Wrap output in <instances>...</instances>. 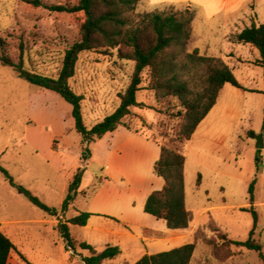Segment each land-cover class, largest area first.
Here are the masks:
<instances>
[{
  "label": "rangeland",
  "instance_id": "1",
  "mask_svg": "<svg viewBox=\"0 0 264 264\" xmlns=\"http://www.w3.org/2000/svg\"><path fill=\"white\" fill-rule=\"evenodd\" d=\"M30 1L0 0V37L6 41L7 52L15 61L23 49L27 71L56 79L66 50L80 38L85 17L82 12H58L45 7L74 8L78 0H40L43 4L40 7ZM257 3L258 19L262 23L264 0ZM187 7V4L153 6L148 0H140L135 17L139 20L145 13L180 12ZM237 34L227 36L237 46L221 50L226 59L220 58L229 63L238 82L247 89H233L227 93L229 108L222 125L232 126L230 137L223 146L201 148L195 143L185 146L183 152L190 156L187 188L191 194L190 203L193 202L190 205L193 223L198 225L194 233L197 260L203 264H221L214 259L213 252H220L225 246L234 252V264H262L256 252L222 245L220 239L223 234L237 241L248 238L253 218L243 208H251L249 186L255 178L252 208L257 212L258 226L254 240L262 245L264 253V166L257 173L255 165L256 139L259 135L264 138L263 69L255 66L259 52L249 45L238 44L234 39ZM133 71L134 63L119 59L117 50L108 55L85 52L79 56L70 86L84 97V122L88 128L102 122L119 107L118 96L129 86ZM148 86L149 73L145 71L137 100L148 108L132 109V115L125 122L132 130L159 143L178 147L175 138L183 121L179 117L180 103L172 97L158 100ZM66 104L56 93L30 85L11 68L0 66V165L19 185L58 210L67 194L71 176L77 168H86L91 159L87 162L81 159L82 137L74 128ZM251 131L256 133L255 138L248 135ZM261 151L264 164V149ZM88 168L89 174L84 177L82 188L92 191L96 187L92 175L98 172V165L90 162ZM199 176L203 179L202 186L196 187ZM94 184L97 185V181ZM85 208V200L79 198L65 215L49 217L19 195L0 172V228L11 233L13 242L26 259H21V264H83L82 257L89 253L79 248L77 254L69 250L57 226L59 221H68ZM99 220L95 217L90 224ZM103 222L115 226L109 219H103ZM72 236L81 242L84 237L93 239L94 232L73 227ZM174 247L172 242L170 246L162 244L158 250ZM128 257L104 264L138 261L135 254Z\"/></svg>",
  "mask_w": 264,
  "mask_h": 264
},
{
  "label": "trees",
  "instance_id": "2",
  "mask_svg": "<svg viewBox=\"0 0 264 264\" xmlns=\"http://www.w3.org/2000/svg\"><path fill=\"white\" fill-rule=\"evenodd\" d=\"M139 2L140 0H78L74 8L45 6L58 12H82L85 17L80 28V38L66 50L58 77L54 79L27 71L23 63V49L21 48V54L15 61L7 52V43L1 37L0 66L11 68L20 79L30 85L56 93L72 107L74 128L82 137L83 162L91 158L90 145L101 140L106 134L113 133L120 127L134 131L125 121L132 115V109L148 108L137 100V94L141 90L142 74L148 71V88L155 93L158 100L176 98L182 109L179 117L183 121L175 138L180 147L170 148L155 140L160 144L161 153L153 170L164 180V186L162 190L154 191L148 196L144 212L164 221L170 230H185L189 228L192 216L186 207V157L181 146L191 140L197 127L216 105L225 84L244 91L247 89L238 82L222 59L202 56L198 50L189 52L194 11L186 9L180 12L145 13L136 20L135 11ZM30 3L35 7L43 6L40 0H32ZM234 39L238 44L249 45L259 52L255 66L263 69L264 79V23L242 30ZM112 50H117L119 59L134 63L131 81L127 89L119 94L120 105L114 113L88 128L84 122L82 105L84 97L73 91L70 80L76 74L77 62L82 53L99 52L108 55ZM248 135L255 138L256 133L251 131ZM255 165L259 173L264 166L261 150L257 151ZM85 171V167L77 168L58 210L46 205L24 186L19 185L0 165V172L10 186L32 205L53 218H58L60 214L65 215L78 199ZM200 180L199 176L198 185ZM256 182L257 178L249 186L251 208H243V211L250 212L253 218V227L248 238L237 241L223 234L220 239L222 245L229 244L235 248L256 252L264 264L263 247L254 240L258 226V215L252 208ZM92 216L93 214L87 212H79L68 221H59L57 231L69 250L77 254L79 248L89 253L88 256L82 257L83 264L113 263L122 255L119 247L108 246L98 252L93 246L86 242H77L72 236L71 227H85ZM217 232L219 233L218 230ZM228 249L229 247L225 246L222 251L213 252L214 257L221 261L233 258L234 252ZM15 250L12 241L0 231V264H7L10 254ZM195 250L196 242L168 252L144 256L135 264H191ZM19 255L26 261L22 254Z\"/></svg>",
  "mask_w": 264,
  "mask_h": 264
},
{
  "label": "crops",
  "instance_id": "3",
  "mask_svg": "<svg viewBox=\"0 0 264 264\" xmlns=\"http://www.w3.org/2000/svg\"><path fill=\"white\" fill-rule=\"evenodd\" d=\"M148 1L153 6L187 4V9L195 12L193 35L189 48L199 50L203 55L216 58L226 59L221 50H228L235 45L237 46L227 39L228 35L240 33L252 25L259 26L264 23V19H262V23L258 19V0ZM218 35L219 38H217ZM226 64L229 65L227 62ZM233 89L237 88L228 83L224 85L216 105L197 127L191 140L183 145V152L185 146L189 144L196 143L201 148H211L223 146L226 143L230 137L232 126L222 124L229 108L226 100L227 93H231ZM66 105L69 111H72V107L68 103ZM90 149L92 155L86 164L84 177L89 174V163L97 164L98 172L92 175L95 179L92 183L96 187L90 191L83 189L81 184L78 199L83 198L86 203L85 211L82 212L93 214L88 224L80 228L91 230L94 232V236L93 239L84 237L82 242L93 246L98 252L103 251L108 246L119 247L122 251L119 258H129L128 256L135 254L138 261L144 256L168 252L190 244L191 238L193 239L192 243L195 242L194 233L198 225L196 222L193 223V215L190 209L193 202L190 203L191 194L187 188V166L190 156L185 155V191L186 207L191 213L192 222L188 229L170 230L164 221L144 212V205L148 196L154 191L162 190L164 186V180L158 177L153 170L155 163L160 158V144L144 133L120 127L115 132L106 134L98 142L91 144ZM193 176H196L195 172ZM202 180L201 178L199 185L196 182L195 186L201 187ZM95 181H97V185L94 184ZM95 217L100 220L91 225L90 223ZM103 219H109L115 226L103 222ZM72 228L73 226L71 231ZM0 231L16 247V250L10 254L7 264H21L22 258L19 255L21 252L13 242L11 233H7L1 228ZM172 242L175 243L174 248L158 250L162 244H169L170 246ZM197 255L198 246L196 245L191 264H203L199 263ZM214 259L221 264H234L233 258L223 261L215 257ZM135 263L123 262V264Z\"/></svg>",
  "mask_w": 264,
  "mask_h": 264
},
{
  "label": "water",
  "instance_id": "4",
  "mask_svg": "<svg viewBox=\"0 0 264 264\" xmlns=\"http://www.w3.org/2000/svg\"><path fill=\"white\" fill-rule=\"evenodd\" d=\"M257 143H256V149L257 150H263L264 149V138L263 135L257 136Z\"/></svg>",
  "mask_w": 264,
  "mask_h": 264
}]
</instances>
